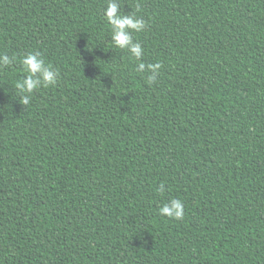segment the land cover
Instances as JSON below:
<instances>
[{
    "label": "trees",
    "instance_id": "obj_1",
    "mask_svg": "<svg viewBox=\"0 0 264 264\" xmlns=\"http://www.w3.org/2000/svg\"><path fill=\"white\" fill-rule=\"evenodd\" d=\"M108 2L0 0V264H264V0H116L151 85Z\"/></svg>",
    "mask_w": 264,
    "mask_h": 264
},
{
    "label": "clouds",
    "instance_id": "obj_2",
    "mask_svg": "<svg viewBox=\"0 0 264 264\" xmlns=\"http://www.w3.org/2000/svg\"><path fill=\"white\" fill-rule=\"evenodd\" d=\"M104 16L112 30V41L120 49H126L138 62L136 71L147 72L146 82L151 85L156 82L160 63L145 64L143 62L144 48L141 43L134 40L133 33H139L146 27V22L142 17L135 14L123 15L116 0H109L104 9ZM15 57L0 54V68L10 65ZM27 75L16 84V89L20 93L19 103L27 106L30 103L32 94L41 87L55 85L58 79V72L50 65L46 64L41 53L30 51L20 61ZM159 191H164L162 184ZM159 214L170 219L182 220L184 218V204L179 199H171L160 209Z\"/></svg>",
    "mask_w": 264,
    "mask_h": 264
}]
</instances>
